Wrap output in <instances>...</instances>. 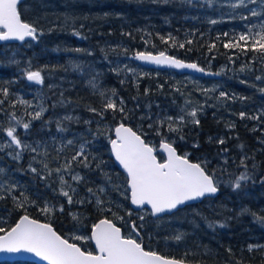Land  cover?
<instances>
[{
  "label": "trees",
  "instance_id": "16d2710c",
  "mask_svg": "<svg viewBox=\"0 0 264 264\" xmlns=\"http://www.w3.org/2000/svg\"><path fill=\"white\" fill-rule=\"evenodd\" d=\"M228 3L229 0H216L211 5L206 0H191V3L188 0L22 2V19L34 24L38 32L49 30V27L51 29L43 40L33 44L32 49L24 48V44L16 45L14 47L18 51L11 54L8 48L0 46V89L7 88L9 92L6 99L0 95V100H4L0 105L3 110L0 111V126L8 127V113L13 111L18 119L26 122L31 119L28 115L31 113L30 107L20 104L19 100L31 104L40 98L36 84L27 80L26 70L43 69V74L70 76L72 83L70 88L63 91L62 98L77 120L69 122L68 127L61 124L67 131L60 132L57 121H49L43 115L40 120L31 122L28 133L35 132L41 140L39 164L47 163L49 169L58 168L71 160L83 144L92 166L85 168L73 163V171L78 172L83 180L74 183L76 194L73 196L74 202L69 204L64 196L54 194L53 186L47 187V182L53 184L54 174L48 176L43 165L32 162L34 165L31 166L39 174L33 173L29 168L31 162L28 155H24V161L17 162L3 158L0 152V167L5 169L0 174V185L4 189L0 195L5 197L0 199V227L10 230L22 215L27 214L50 224L59 235L82 250L92 251L88 239L77 240L73 233L79 232L88 237L92 225L106 218L128 235L131 234L130 223L135 221L141 226L139 239L145 249L164 257L190 264H264V223L257 219L264 218V115H260L264 113V96L257 92L251 79L257 75L264 77V55L252 51L245 54L239 49L223 47L231 36L245 32V25L251 26L260 21L257 18L241 20L239 14H247V10L234 11L228 7ZM66 8L78 11L72 14L68 23L51 12ZM212 19L218 23L211 24L209 21ZM73 31L80 35H73ZM225 32L229 33V37L223 35ZM54 36H64L67 41L56 44L50 39ZM165 40L168 42L165 43ZM189 40L191 44L187 43ZM181 43L185 45L184 48L179 47ZM212 44L216 47L210 51ZM77 48L84 51L75 52ZM86 52L94 53L92 57L100 68L99 74L85 68L83 61L89 58ZM138 52H166L184 61L195 62L205 70L217 71L222 76L214 83L220 86L205 91V84L212 80L198 79L201 84L195 86V82H192L187 85L177 80L176 77L180 78L181 75L174 72L140 67L128 59ZM118 58L136 70L111 69L109 62ZM74 64L80 67L74 70ZM244 66L247 67L241 71ZM90 80L97 82L98 89L89 85ZM39 90L46 98L41 100L42 103L47 102V96L53 97L54 89ZM113 90L115 96H112ZM101 91L106 96L102 97ZM221 92L226 94V98L220 96ZM109 97L118 106L123 100L127 118L112 110L104 112L101 118L88 110L91 107L98 112L103 111ZM194 103L199 108L196 117L199 124L191 122L192 117L185 114V106ZM12 104L16 105L14 109ZM241 112L246 116L259 115L260 118L241 119ZM180 116H185V123L176 125L180 131L169 132L165 126L160 129L163 136L173 143L179 155H188L191 162L198 163L208 158L206 163L201 164L209 174H213L214 169L219 172L220 168L224 169L227 183L219 185V194L214 199L185 207L167 217L152 219L150 214L145 213L142 215L144 219L140 220V216L130 208L127 178L111 158L109 140L113 139L114 128L123 123L142 134L146 142L158 147L161 139L156 134L158 121ZM71 133L73 137H70ZM1 137H5L2 131ZM219 139H224L225 143H218ZM68 140H73V144L69 145ZM220 154L223 158H220ZM156 155L162 159L160 154ZM244 157H247L246 168L240 165ZM245 172L250 179L241 181L240 189L234 191L233 183ZM41 175L47 178L41 179ZM11 185L16 188L9 195L7 189ZM101 187L105 189L103 193L97 191ZM88 188L97 191V196L104 202V210L94 202L96 197L88 192ZM21 192L30 201H35L34 205L26 206V213L13 200V196L21 199ZM78 200L84 202H75ZM47 203L53 209L49 214L41 211ZM225 203L229 207L224 208ZM61 206L63 211L59 210ZM191 207L197 209L195 216L187 218V222L178 221L179 213ZM109 208L111 211L107 210ZM242 209L248 211L241 214ZM169 219H173L172 222ZM209 224L213 226L209 227ZM220 224L225 227H220ZM179 233H184V236L177 241L174 237ZM249 245L254 246L251 251ZM0 264L34 263L3 261Z\"/></svg>",
  "mask_w": 264,
  "mask_h": 264
},
{
  "label": "snow or ice",
  "instance_id": "6c2138e0",
  "mask_svg": "<svg viewBox=\"0 0 264 264\" xmlns=\"http://www.w3.org/2000/svg\"><path fill=\"white\" fill-rule=\"evenodd\" d=\"M191 3V0H188ZM208 4H213L216 0H206ZM22 0H0V41H25L26 38L37 40L38 29L34 24L26 22L22 19V13L20 6ZM250 5L254 7H250ZM228 7L231 9H246L247 14L241 12L239 18L241 20H250L252 18L259 19L258 24L245 25L246 31L241 32L238 36H231L228 42L223 44L225 49H239L242 53L248 51L260 53L264 55V0H229ZM71 18L66 17L65 23ZM215 25L217 20L212 19L209 21ZM255 29V30H254ZM43 35L42 32L39 33ZM73 35L79 36L80 33L73 31ZM225 37H229V33H223ZM161 39H164L161 37ZM220 37H217L219 40ZM165 43L168 41L165 40ZM242 42V43H241ZM187 43L191 44L189 40ZM175 45V41H173ZM180 48H184L183 43L179 44ZM216 45L209 46V50L215 48ZM75 52H83L82 49H74ZM91 55V52H88ZM135 59L155 64V65H167L178 69H192L196 72H204L203 68H200L196 63H184L176 58L169 57L165 52H160L158 55H152L151 53L138 52ZM231 60L232 57H229ZM80 65L74 64L73 68L78 69ZM244 66L241 71L245 70ZM43 69L32 71L30 68L26 70L25 75L28 81L34 82L37 85H44V76L42 75ZM129 71H135L129 69ZM212 75V73H207ZM219 75V73H216ZM264 77L257 75L256 80H262ZM244 83V81H241ZM89 85L93 89H98V84L95 80H90ZM51 87V86H50ZM208 91V90H205ZM264 92V88L260 89ZM0 95L5 99L8 97L9 92L7 88L0 89ZM100 95L106 96V93L101 91ZM116 93L113 90L112 96ZM220 96L226 98V94L221 92ZM4 100H0V105H3ZM19 103L31 107L29 101L19 100ZM11 107L14 109L15 104ZM89 111L103 118L104 112L112 110L120 112L124 118H127L125 113L124 102L121 100L119 106L116 101L111 97L107 98L103 107V111H97L95 108H89ZM0 111H3L0 109ZM47 109L43 105L38 106V110L32 113H28L31 119L27 122L18 119L15 112L8 113L9 124L7 128L0 126V131L4 133L7 140L0 142V152L5 149H10L7 152L13 160L19 161L22 159L25 151L38 153L39 144L33 147L31 144L25 142L17 134V126L23 128L25 134H27L31 128V122L34 120H40L43 113ZM197 108H193L187 111L186 116L192 117V121L195 124H199L197 117ZM241 119H253L258 120L259 115L246 116V113L241 112ZM260 115H264L261 113ZM74 118L72 116H64L63 120L71 122ZM15 121V124L12 123ZM57 130L60 132L67 131L61 126V122L57 121ZM85 123H91L85 121ZM159 128L156 130V134L161 136L159 149L154 145L146 142L142 138V134H138L131 127L125 126V124H118L115 129V138L110 139L111 152L127 174V190L130 191L131 204L137 208H143L145 205L150 206L151 214L153 216H159L162 213H172L179 210L181 206L190 201H195L206 195H215L219 190V181L214 174H209L206 168L201 163H193L188 158V155H179L173 143L169 141L167 137H164L161 128L167 127L169 132H179L180 128L176 125H182L185 123V116L178 118L167 117L165 120L158 121ZM152 127V125H149ZM234 127V125H231ZM183 137H181L182 139ZM69 145L73 144V140H68ZM218 143L224 144V139H219ZM58 151H60L58 149ZM157 151L166 154L165 158L158 159ZM225 151H227L225 149ZM35 159V157H33ZM247 157H244L240 161V165L247 167L245 161ZM73 163L85 168H91L89 161V155L86 154L85 145H81L79 151L71 157V160L66 161L60 167L50 170L48 164L44 163L43 167L47 170V175L51 176L53 172L56 173L59 183L61 185L60 194L67 199L69 204L74 202L73 196L76 194V189L65 179V173L71 176V180L79 183L83 180L78 173L73 172ZM99 167V164H97ZM30 170L33 173H37V169L29 165ZM5 169L0 167V174H3ZM47 177L41 175V179ZM250 179L248 174L242 173L233 183V190L240 189L241 181H247ZM16 186L11 185L7 191L11 195L15 191ZM4 190L3 185H0V191ZM97 191L103 193L105 189L99 188ZM97 191L92 188H88V192L96 197L95 203L101 206L103 209L104 202L97 196ZM21 199L13 196V200L16 201V206L27 212V205L35 204V201H30L28 197L21 192ZM3 195H0V199H4ZM77 203H83V200L75 201ZM92 202V201H89ZM53 209L48 205L41 208V211L45 214L51 213ZM60 211H63V206L60 207ZM111 211V209H107ZM248 209H242L241 214L247 212ZM132 215L131 212L128 213ZM253 215H255L253 213ZM74 219H76L74 217ZM122 219V218H121ZM144 217L140 216V220ZM264 223V218L257 217ZM209 224V227H212ZM220 227H225L224 224H220ZM140 225H137L135 221L130 223L131 234L125 235L122 233L120 227H117L109 219H100L98 223L92 225L91 236L87 237L95 244V251L82 250L81 247L75 243L69 242L68 239L63 238L61 235L52 228L48 223H41L40 221L30 218L29 215L24 214L19 218V221L10 230L0 227V253L18 254L29 253L38 257L40 261L46 262V264H185L184 261H177L173 258L164 257L155 251L146 250L143 246L140 237ZM134 236L136 238H134ZM184 233L177 234L174 239L179 241L183 238ZM77 240H84L83 236L74 237ZM253 245H249V251L253 249Z\"/></svg>",
  "mask_w": 264,
  "mask_h": 264
},
{
  "label": "rangeland",
  "instance_id": "374dc122",
  "mask_svg": "<svg viewBox=\"0 0 264 264\" xmlns=\"http://www.w3.org/2000/svg\"><path fill=\"white\" fill-rule=\"evenodd\" d=\"M80 2L82 0H79ZM42 5H45L46 3L45 2H40ZM250 7H254L252 5H250ZM26 11H28V6L26 5L25 7ZM53 12V14L57 15L58 17L60 16L61 19L64 21L65 23V18L66 17H69L71 18L72 14L75 12H78L76 11V9L72 8L71 11L70 9L66 8V9H62V10H58V11H51ZM43 27H45V24L42 25ZM65 26V25H63ZM67 26H70V24H67ZM51 28L49 27V30ZM49 30H44L42 29V32L43 35H40L38 32V38H37V41H41L43 40V37L44 35L49 32ZM48 36V35H47ZM65 37L64 36H59V37H52L50 38L52 42L58 44V43H61V44H65L67 39H64ZM57 39V40H56ZM33 44L34 43H27V44H24V48L26 49H29V48H33ZM14 46L16 45H10V46H5L4 48H8L11 52V54H14L18 51V49H16ZM86 55H88L89 58H87V60H84L83 63L85 65V68H88L90 71L94 72V74H99L100 73V68L97 67V64L95 62V58H93L92 56L94 55L93 52H91V55L88 54V52H86ZM110 63V67L111 69L117 71L119 69H123V70H129V69H134L136 70L135 67H130L126 64V62H124L122 59L118 58V59H115ZM42 75L44 76V85H37L36 84V87H37V90L39 92L38 94V97L40 98L39 100H37V102L35 103H31V107L29 109V111L32 113V112H35L38 110V106L39 105H43L47 111H45L43 113V115H46L47 116V119L49 121H60L62 125H66L67 127L69 126V121H66V120H63V117L68 115V116H72L74 119L72 120L73 122H75L77 120V116L73 113V110L70 109V108H66V101L62 98V95H63V91L65 89H68L70 88V85H71V78L70 76H67V75H52V74H49V73H45ZM177 80H179L181 83L183 84H189V83H192V82H195V86L201 84L198 79L196 78H193L191 76H180V78L176 77ZM252 79V83L254 84V86L256 87V90L259 94L263 95L264 96V92H261L260 89L261 88H264V80H256V77L255 78H251ZM259 81V82H257ZM215 81L211 82V83H206L205 84V87L206 89L210 90V89H214L216 87H219L220 85H216L214 83ZM51 86V87H50ZM40 88H46L47 91H50V90H53L54 89V92L52 94L53 97H49L47 96V102L46 103H42L41 100L42 99H46L44 95H42V91L39 90ZM258 88V89H257ZM53 98V99H52ZM187 111H190L191 109L193 108H198V106L194 103V104H191V105H186L185 106ZM22 120V119H21ZM24 121V120H23ZM26 122V121H25ZM15 124V122L13 123ZM17 134L20 136V138L22 140H24L25 142L31 144L33 147H35L37 144H39V148L41 147L40 144H41V140L39 138H37V135L36 133H27L25 134L24 130L22 127L20 126H17ZM74 134L71 133L70 134V137H73ZM53 137V136H52ZM54 138V137H53ZM7 138L6 136L5 137H1L0 138V142H4L6 141ZM161 140V139H160ZM154 141V140H152ZM155 147H157V145H154ZM38 148V149H39ZM10 151V149H5V151L2 152V155H3V158H7L8 160H11V161H16V160H13L9 155H7V152ZM24 155H28V158H29V162H31L30 164L31 165H34L32 164V162H36L37 165H43V164H39L40 163V156L37 154V153H33V152H30V151H25L23 153V156H22V159H20L19 161L17 162H22L25 160V157ZM221 157L220 158H223V155L220 154ZM33 157H35V159H33ZM209 159L208 158H204V160H199L198 163H206ZM206 161V162H205ZM29 164V165H30ZM35 168V167H34ZM56 169V168H54ZM54 169H50V170H54ZM224 170V169H223ZM223 170L222 168H220V172L219 171H215L214 169V175L215 177L217 178V180L219 181V185L220 184H225L226 185V178H225V175L223 173ZM74 173H78L76 171H73ZM54 174V177L52 178L53 179V184H51L50 182H47L46 185L47 187H50V186H53L54 189H53V192L54 194L56 195H61L60 194V188H61V185L59 183V179L56 175L55 172H53ZM79 174V173H78ZM65 175V179L68 180V182L75 188V181H72L71 180V176L67 173L64 174ZM80 175V174H79ZM81 176V175H80ZM62 196V195H61ZM223 198V196H221ZM221 199V198H220ZM224 203V202H222ZM48 205V203H47ZM238 208L237 205H235ZM229 207V204L228 203H225L224 204V208H227ZM213 210V209H212ZM149 214V212L147 210H144V211H141L139 213H137L138 216H142L143 214ZM197 213V209L195 207H191V209L187 210V211H183V212H180L179 215L177 216V220L180 221V222H187L189 221V219L187 218H193L195 216V214ZM170 221L173 220V219H169ZM172 222V221H171ZM174 226H176L175 224H173ZM177 229V228H176ZM180 230V228H178ZM75 236H82L79 232L77 233H73ZM84 237V236H83ZM89 237V236H88ZM84 240H87V237H85ZM90 241V239H88Z\"/></svg>",
  "mask_w": 264,
  "mask_h": 264
},
{
  "label": "water",
  "instance_id": "95a60500",
  "mask_svg": "<svg viewBox=\"0 0 264 264\" xmlns=\"http://www.w3.org/2000/svg\"><path fill=\"white\" fill-rule=\"evenodd\" d=\"M23 1H25V0H22V2ZM35 41L36 40H32L30 37L29 38H26L25 41H0V46H3V45H14V44H23L25 42H35ZM151 54L152 55H158L159 53H151ZM135 55H136V53L133 54V55H130L128 57V59L131 60V61H133L134 63H136L138 66L143 67V68H146V69H150V70H154V71H169V72H174V73H176L178 75H181V76H191V77H194V78H197V79H206V80H212V81L213 80L214 81H217V80H220L221 79V74L220 73H219V75H216V73H218L217 71H208V70H205L204 69L205 70L204 72H196V71H194L192 69H187V68H185V69H178V68H174V67H169L167 65H155V64H151V63H147V62H143V61L137 60V59L134 58ZM166 55H168L169 57L176 58V59H178V60H180V61H182L184 63H195V62H187V61H184V60H182L180 58H177V57H175L173 55H170L169 53H166ZM200 68H202V67H200ZM207 73H212V75H208ZM125 126L130 127L128 125H125ZM114 138H115V133H114V130H113V139ZM158 149H159V147H158ZM109 151H110L111 158H112V160H113L116 168L119 171H121L123 174H125V176L127 178V174L124 172L123 168L118 164V162L115 160V158H114V156H113V154L111 152V145H110V143H109ZM157 152L160 155H162L163 158L166 157V154L165 153L160 152V151H157ZM193 163H195V162H193ZM218 194H219V190H218V192L215 195H206L205 197L200 198L198 200L190 201V202L186 203L185 205L181 206L180 209H183L186 206L200 204L205 199H214V198H216L218 196ZM128 199H129V205H130V208H131L132 211L139 212V211H143V210H148L150 212L151 217L153 219H156L158 217H163V216H170L173 213H175V212L178 211V210H176V211H174L172 213H162L159 216H153L151 214L150 206L145 205L143 208H137L135 205H132L131 204L130 191H128ZM41 223H44V222H41ZM90 236H91V232L89 234V237ZM90 242L92 244L93 251H95V244H94V242L91 241V240H90ZM175 260H177V259H175ZM3 261H26V262H32L34 264H46V262L40 261L38 257H35L34 255L29 254V253H18V254L0 253V262H3ZM177 261H180V260H177ZM185 264H190V263H186L185 262Z\"/></svg>",
  "mask_w": 264,
  "mask_h": 264
},
{
  "label": "bare ground",
  "instance_id": "6f19581e",
  "mask_svg": "<svg viewBox=\"0 0 264 264\" xmlns=\"http://www.w3.org/2000/svg\"><path fill=\"white\" fill-rule=\"evenodd\" d=\"M131 61V60H130ZM169 72V71H168ZM221 76H222V74H221ZM204 81V80H203ZM210 81V80H209ZM218 82V81H217ZM109 146V145H108Z\"/></svg>",
  "mask_w": 264,
  "mask_h": 264
}]
</instances>
